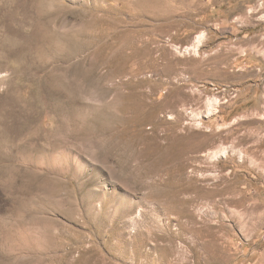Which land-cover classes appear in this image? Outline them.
<instances>
[{
	"label": "rangeland",
	"instance_id": "374dc122",
	"mask_svg": "<svg viewBox=\"0 0 264 264\" xmlns=\"http://www.w3.org/2000/svg\"><path fill=\"white\" fill-rule=\"evenodd\" d=\"M263 51L264 0H0V264H264Z\"/></svg>",
	"mask_w": 264,
	"mask_h": 264
},
{
	"label": "bare ground",
	"instance_id": "6f19581e",
	"mask_svg": "<svg viewBox=\"0 0 264 264\" xmlns=\"http://www.w3.org/2000/svg\"><path fill=\"white\" fill-rule=\"evenodd\" d=\"M260 51L262 52V50H259V52H260ZM263 52H264V51H263ZM217 153H218V152H217Z\"/></svg>",
	"mask_w": 264,
	"mask_h": 264
}]
</instances>
